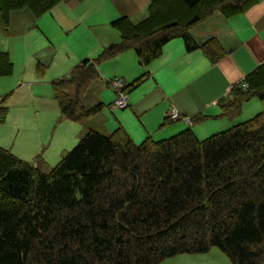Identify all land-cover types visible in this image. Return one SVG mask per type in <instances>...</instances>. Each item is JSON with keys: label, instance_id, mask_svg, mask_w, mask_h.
<instances>
[{"label": "trees", "instance_id": "obj_1", "mask_svg": "<svg viewBox=\"0 0 264 264\" xmlns=\"http://www.w3.org/2000/svg\"><path fill=\"white\" fill-rule=\"evenodd\" d=\"M59 1L0 0V34L7 35L11 11L39 17ZM256 1L152 0L139 21L112 20L119 40L51 81L59 119L85 125L101 111L94 101L98 65L123 51L145 66L179 37L186 52L198 49L215 62L224 53L217 40L197 43L189 28L214 11L228 17ZM45 67L35 63L37 77ZM11 72L0 51V77ZM87 93L90 105L82 104ZM253 97L260 111L202 139L187 127L136 144L121 126L109 134L89 128L46 172L0 146V264H157L211 247L231 264H264V61L231 86L219 116L234 119ZM204 117L194 115L190 124Z\"/></svg>", "mask_w": 264, "mask_h": 264}, {"label": "crops", "instance_id": "obj_2", "mask_svg": "<svg viewBox=\"0 0 264 264\" xmlns=\"http://www.w3.org/2000/svg\"><path fill=\"white\" fill-rule=\"evenodd\" d=\"M151 1L60 0L39 17L22 8L9 13L6 37L23 39L21 49L24 65L30 68L34 63L35 70L37 61L40 63L46 61L41 60L43 49L47 52L48 62H51L50 35L53 32L59 35V38L65 39L79 36L84 38L86 43L75 49V52L84 54L76 62L78 63L83 58L94 57L93 54L87 56V53L97 54L105 46L119 40L118 32L109 25L112 20L126 17L132 22H137L145 17ZM189 33L197 43L215 38L224 50L223 55L215 62H210L198 49L186 52L182 40L174 37L163 44L159 55L145 66L138 65L132 50L123 51L113 58L119 63L123 57L128 58L127 70H119L122 75L125 71L128 78L126 83H130L143 72L148 74L133 89L137 86L139 88L127 95L128 110L123 112L122 117H114L116 121L114 126H121L133 140L144 139L147 136L153 139L165 138L187 127L191 128V124L181 119L164 120L169 110L189 118L198 114L205 116L201 124L203 128L194 127L191 129L194 133H200L202 129L209 131L225 123L220 122V119L224 118L219 116V102L228 97L233 84L241 81L247 73L264 61V0H257L244 11L228 17L214 11L193 24L189 28ZM7 38L0 39V45ZM39 42L40 46L36 47ZM48 62L42 64L47 67ZM101 77L100 73L98 80H101ZM126 78L124 77L125 80ZM95 94L94 100L101 102L102 97L97 92ZM55 122L54 148L63 152V145L67 144L72 127L67 124L68 120L59 117ZM106 123L98 129H90L109 134L114 126H110L111 122L108 119ZM39 140V144L45 142L40 136ZM37 150L36 148L35 152ZM34 164L40 168L43 161L38 160L37 163L34 161Z\"/></svg>", "mask_w": 264, "mask_h": 264}, {"label": "rangeland", "instance_id": "obj_3", "mask_svg": "<svg viewBox=\"0 0 264 264\" xmlns=\"http://www.w3.org/2000/svg\"><path fill=\"white\" fill-rule=\"evenodd\" d=\"M50 37L52 59L51 62H48L46 58L47 52L43 49L41 60L44 61L45 59L46 61L42 63L46 64L48 62V65L44 69L43 75L37 77L34 70V63L30 65V68L24 65V55L21 49L23 39L21 37L7 38L0 34V39L7 38L5 39L6 41L0 45V48L3 49L0 51H7L12 62L11 74L0 77V97L6 95L4 105L7 107L5 119L0 124V146L9 149L15 156L19 155L18 158L22 157L20 159L27 161L32 166H35L34 161L36 163L38 160L43 161V166L41 165L40 168H38L45 172L57 163L65 151H68L75 145L77 139L85 130L88 128L98 129L106 125V119L111 122L110 126H114L116 122L114 117H122L123 112L128 110V107L118 109L112 105L115 93L108 84L104 85L105 82L110 79H124V77H127L125 76V71L124 75H122L119 70H127L129 65L128 58L123 57L120 63L113 59L114 57L102 61L98 66L99 73H101L102 76L101 80L94 82V92L99 93V96L102 97L101 102L104 104L101 112L89 118L88 120L90 121L88 122L87 120L88 123L86 122L85 125H78L69 121L67 124L72 127V130L67 144L63 145L64 151L55 150L54 146L56 143L53 134V123H56L55 120L58 117V108L50 92V83L53 79L65 76L70 71L78 59L84 55L79 54V52L77 53V51L75 52V49H79L82 43L86 42L84 38H80L79 36L68 39L59 38V35L54 34V32ZM40 43L41 42H39L36 47H39ZM45 46H47V42ZM92 54L94 57L97 55L90 52L87 53V56H93ZM127 79L128 78H126V80L124 79L125 82H128ZM138 88L137 86L135 89L127 92V95L132 94ZM94 95L96 97V94ZM90 96L91 94L88 93L84 95L82 104L90 105L93 102L92 100L87 101ZM260 109L261 105L259 101L254 97L250 98L248 101L242 103L240 113L234 119L231 121H228L226 118L220 119V122H225L226 125L224 123L209 131L202 129L200 133H193L197 138L202 139L212 133L226 129L237 122L251 117L256 112L260 111ZM202 123V121H199L193 124L191 129L196 126H198V129L203 128V125H201ZM114 128L115 126L110 132H112ZM39 136L45 139V142H42V144H39ZM161 138L162 137H155V139H151L158 140ZM142 139L132 140L137 144ZM36 148L38 149L37 152H35ZM44 157L48 160H45ZM157 264L231 263L219 249L211 247L203 253H179L167 257Z\"/></svg>", "mask_w": 264, "mask_h": 264}, {"label": "built area", "instance_id": "obj_4", "mask_svg": "<svg viewBox=\"0 0 264 264\" xmlns=\"http://www.w3.org/2000/svg\"><path fill=\"white\" fill-rule=\"evenodd\" d=\"M124 81L122 78H113L109 80V86L112 88V90L115 93V98L113 100V106L122 109L125 108L127 105V92L124 89ZM167 118L169 120H178L181 119L186 123H190L189 117L180 115L174 110H169L167 112Z\"/></svg>", "mask_w": 264, "mask_h": 264}]
</instances>
